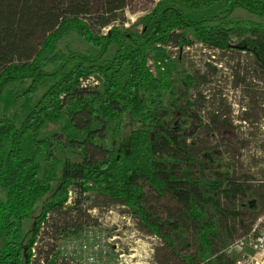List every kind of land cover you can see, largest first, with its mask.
Masks as SVG:
<instances>
[{
    "label": "trees",
    "instance_id": "obj_1",
    "mask_svg": "<svg viewBox=\"0 0 264 264\" xmlns=\"http://www.w3.org/2000/svg\"><path fill=\"white\" fill-rule=\"evenodd\" d=\"M126 7L127 0H0V264L36 263L31 255L39 229L48 214L66 208L72 190L96 192L131 210L172 253L185 251L187 264H238L226 252L235 225L244 221L236 209L264 211V183L251 186L234 166L213 180L195 176L214 172L219 152L198 160L204 142L196 135L204 133L209 144L229 128L219 112L202 121L188 101L193 78L181 80L180 93L168 54L193 45L191 35L207 48L250 55L264 78V0H160L140 34L118 19ZM238 10L257 20H232ZM92 74L104 77L102 90L80 86ZM127 114L135 128L125 155L114 148ZM48 124L61 133L42 137ZM108 134L112 149L95 162L97 142ZM56 144L82 151V162L55 160ZM55 181L60 191L44 204L27 243L23 222ZM145 187L175 199L176 216L147 207ZM190 233L194 254L188 253Z\"/></svg>",
    "mask_w": 264,
    "mask_h": 264
},
{
    "label": "rangeland",
    "instance_id": "obj_2",
    "mask_svg": "<svg viewBox=\"0 0 264 264\" xmlns=\"http://www.w3.org/2000/svg\"><path fill=\"white\" fill-rule=\"evenodd\" d=\"M159 1L127 0V7L119 13L118 19L124 21V26L130 33L140 34L144 28L143 18L155 9ZM231 19L257 20L243 10H238ZM188 39L193 45L173 49V52L168 49L175 69L172 80L182 93L184 88L180 89L181 80L186 75L193 78L188 81L190 89L187 92L188 101L194 103L192 108L199 111L198 116L202 117L203 122H206L210 112L225 115L222 119L229 128L214 134L209 144L206 143L204 133L196 135L197 140L206 143L198 149V160H202V155L206 154L209 155L207 161L212 152H219L212 161L215 165L214 172L207 170L203 174L196 173L195 176L213 180L215 174L222 177L225 173H233L234 166L241 177L250 179L251 186H261L260 183H264V78L256 72L250 55L237 50L224 53L207 48L196 42L191 35ZM74 42L77 44L76 40ZM152 64L151 61L148 66ZM90 77L100 81L98 90H102L105 85L104 77L92 74L85 78ZM199 80L202 82L199 83ZM236 80L237 83L243 81L236 85ZM197 102L201 104L200 108L195 105ZM134 128L131 115L127 114L114 149L119 148L125 155L128 153ZM54 133H61V127L48 124L42 137ZM113 142L110 134L107 139L97 142L94 149L95 162L108 156ZM53 154L56 156L55 160L67 159L76 163L83 160L82 151L68 149L63 145L56 144ZM60 188V182H53L51 191L39 200L31 216L24 220L23 231L27 243L36 230V220L44 204L53 201ZM143 191V201L147 207H156L164 218L176 216L179 206L175 199L159 196L148 187ZM261 193L264 195V190ZM72 197L76 205L64 208L60 214H48L41 225L36 239L40 261L35 264H42L41 260H45L48 254L57 255L55 264H80L82 258L74 254L73 246L77 247L87 239L94 243L93 238L96 236H104L101 239L109 246L106 248L105 264H187L182 260L185 251L178 249V253H172L161 236L150 234L147 228L142 229L138 216L126 207L106 201L96 192L81 194L78 190H73ZM236 210L242 212L244 221L243 224L237 222L235 225V235L226 252L239 260L238 264H264V211H251L246 207H238ZM187 244L188 253L194 254L196 242L192 233L189 234Z\"/></svg>",
    "mask_w": 264,
    "mask_h": 264
},
{
    "label": "built area",
    "instance_id": "obj_3",
    "mask_svg": "<svg viewBox=\"0 0 264 264\" xmlns=\"http://www.w3.org/2000/svg\"><path fill=\"white\" fill-rule=\"evenodd\" d=\"M101 83L98 79L94 77L83 78L81 79V87L86 89L98 90L100 89ZM73 191H70L67 202L65 203V207H70L75 205L74 198L72 197ZM104 236H96L94 237V243H90L89 239L81 241L77 247L72 248V251L76 256L82 258L80 264H105L107 250L109 246L104 239H101ZM36 246L38 243L34 244L32 248L31 262H39L40 258L38 257ZM53 255L49 256V261L53 259ZM45 260H41L42 264H46ZM76 264V263H72Z\"/></svg>",
    "mask_w": 264,
    "mask_h": 264
},
{
    "label": "flooded vegetation",
    "instance_id": "obj_4",
    "mask_svg": "<svg viewBox=\"0 0 264 264\" xmlns=\"http://www.w3.org/2000/svg\"><path fill=\"white\" fill-rule=\"evenodd\" d=\"M194 117L197 119V117H196V113H194ZM217 154H218V152H217Z\"/></svg>",
    "mask_w": 264,
    "mask_h": 264
},
{
    "label": "bare ground",
    "instance_id": "obj_5",
    "mask_svg": "<svg viewBox=\"0 0 264 264\" xmlns=\"http://www.w3.org/2000/svg\"><path fill=\"white\" fill-rule=\"evenodd\" d=\"M73 191V190H72Z\"/></svg>",
    "mask_w": 264,
    "mask_h": 264
}]
</instances>
